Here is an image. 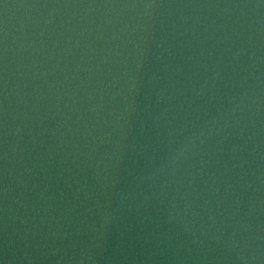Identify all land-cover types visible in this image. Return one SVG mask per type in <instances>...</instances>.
<instances>
[{"label":"water","instance_id":"water-1","mask_svg":"<svg viewBox=\"0 0 264 264\" xmlns=\"http://www.w3.org/2000/svg\"><path fill=\"white\" fill-rule=\"evenodd\" d=\"M0 264H264V0H0Z\"/></svg>","mask_w":264,"mask_h":264}]
</instances>
